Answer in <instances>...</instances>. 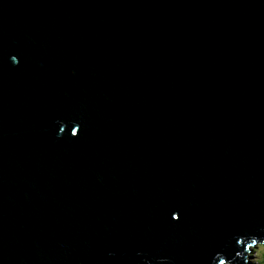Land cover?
I'll list each match as a JSON object with an SVG mask.
<instances>
[{"label": "water", "instance_id": "water-1", "mask_svg": "<svg viewBox=\"0 0 264 264\" xmlns=\"http://www.w3.org/2000/svg\"><path fill=\"white\" fill-rule=\"evenodd\" d=\"M257 245L264 0H0V264Z\"/></svg>", "mask_w": 264, "mask_h": 264}, {"label": "rangeland", "instance_id": "rangeland-1", "mask_svg": "<svg viewBox=\"0 0 264 264\" xmlns=\"http://www.w3.org/2000/svg\"><path fill=\"white\" fill-rule=\"evenodd\" d=\"M254 264H264V246L257 245L252 249ZM259 262V263H256Z\"/></svg>", "mask_w": 264, "mask_h": 264}, {"label": "snow or ice", "instance_id": "snow-or-ice-1", "mask_svg": "<svg viewBox=\"0 0 264 264\" xmlns=\"http://www.w3.org/2000/svg\"><path fill=\"white\" fill-rule=\"evenodd\" d=\"M78 133H76V135H77ZM173 220H178L179 219V216L174 212L173 214H172V217H171Z\"/></svg>", "mask_w": 264, "mask_h": 264}, {"label": "clouds", "instance_id": "clouds-1", "mask_svg": "<svg viewBox=\"0 0 264 264\" xmlns=\"http://www.w3.org/2000/svg\"><path fill=\"white\" fill-rule=\"evenodd\" d=\"M256 263H258V262H256ZM259 264H262V263H259Z\"/></svg>", "mask_w": 264, "mask_h": 264}, {"label": "trees", "instance_id": "trees-1", "mask_svg": "<svg viewBox=\"0 0 264 264\" xmlns=\"http://www.w3.org/2000/svg\"><path fill=\"white\" fill-rule=\"evenodd\" d=\"M257 262V261H256ZM259 263V262H258Z\"/></svg>", "mask_w": 264, "mask_h": 264}]
</instances>
